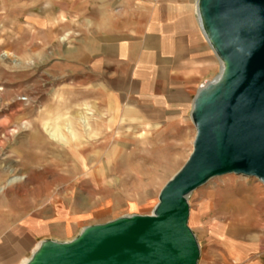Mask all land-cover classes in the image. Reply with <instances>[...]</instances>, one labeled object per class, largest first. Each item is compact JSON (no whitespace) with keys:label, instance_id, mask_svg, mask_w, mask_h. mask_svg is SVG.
Segmentation results:
<instances>
[{"label":"rangeland","instance_id":"obj_1","mask_svg":"<svg viewBox=\"0 0 264 264\" xmlns=\"http://www.w3.org/2000/svg\"><path fill=\"white\" fill-rule=\"evenodd\" d=\"M94 1L0 0V237L36 228L42 237L68 240L87 226L151 215L161 190L192 153L191 115L183 120L177 110L146 106L133 93L110 98L108 70L98 63L93 68L86 51L98 15ZM169 1L143 0L144 10L133 14L140 20L152 13L147 7ZM179 1L194 11V0ZM209 50L183 68L192 71V100L221 72ZM113 83L137 90L126 75ZM189 204V226L199 238L249 228L264 245L259 179L213 178Z\"/></svg>","mask_w":264,"mask_h":264},{"label":"water","instance_id":"obj_2","mask_svg":"<svg viewBox=\"0 0 264 264\" xmlns=\"http://www.w3.org/2000/svg\"><path fill=\"white\" fill-rule=\"evenodd\" d=\"M201 29L221 72L193 99V150L151 215L84 227L71 241L40 242L26 264H199L190 195L213 178L264 184V0H198Z\"/></svg>","mask_w":264,"mask_h":264},{"label":"crops","instance_id":"obj_3","mask_svg":"<svg viewBox=\"0 0 264 264\" xmlns=\"http://www.w3.org/2000/svg\"><path fill=\"white\" fill-rule=\"evenodd\" d=\"M143 4V0L133 4L129 0L94 1L91 9L98 15L92 17V47L91 52L86 50L90 53L87 56L92 57L93 68L98 63V67L103 64L104 71L108 70L110 98L116 94L128 98L133 93L132 97L146 100V106H164L168 114L171 110L167 108L177 110L174 115L184 120L191 115L193 100L192 71L183 68L191 66L195 56L210 54L207 47L211 48L197 19L196 0L193 12L189 3L170 0L147 7L152 13L137 20L133 12L144 10ZM156 9L158 13L154 12ZM124 75L137 90L116 87L113 81ZM176 77L181 78L180 83ZM38 231L28 228L18 238L0 237V264L24 263L43 240L67 242L79 235L63 240L42 237ZM195 235L201 246L199 264H264V245L253 238L252 229L236 228L234 233L211 234L210 238ZM22 239L27 243L22 244ZM203 241H208L205 252Z\"/></svg>","mask_w":264,"mask_h":264},{"label":"bare ground","instance_id":"obj_4","mask_svg":"<svg viewBox=\"0 0 264 264\" xmlns=\"http://www.w3.org/2000/svg\"><path fill=\"white\" fill-rule=\"evenodd\" d=\"M197 5H198V0H196V11H197V19H198V22H199V24H200ZM200 26H201V25H200ZM221 67H222V64H221ZM49 133H50V136H51L52 138H54V139H60V138H61V137L57 136V135H56L54 132H52V131H49ZM15 181H17V179H13L11 182H15ZM27 261H28V260H25L24 263H22V264H26Z\"/></svg>","mask_w":264,"mask_h":264}]
</instances>
